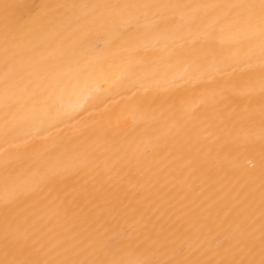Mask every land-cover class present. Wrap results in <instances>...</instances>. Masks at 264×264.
<instances>
[{
	"label": "bare ground",
	"instance_id": "6f19581e",
	"mask_svg": "<svg viewBox=\"0 0 264 264\" xmlns=\"http://www.w3.org/2000/svg\"><path fill=\"white\" fill-rule=\"evenodd\" d=\"M261 3L0 0V264H261Z\"/></svg>",
	"mask_w": 264,
	"mask_h": 264
},
{
	"label": "snow or ice",
	"instance_id": "6c2138e0",
	"mask_svg": "<svg viewBox=\"0 0 264 264\" xmlns=\"http://www.w3.org/2000/svg\"><path fill=\"white\" fill-rule=\"evenodd\" d=\"M261 10H262V14H264V0H262L261 3ZM113 264H118V262H113ZM140 264H148V262H140ZM261 264H264V261H261Z\"/></svg>",
	"mask_w": 264,
	"mask_h": 264
}]
</instances>
